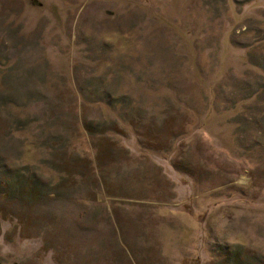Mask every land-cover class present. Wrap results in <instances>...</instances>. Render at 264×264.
I'll return each instance as SVG.
<instances>
[{
	"label": "rangeland",
	"instance_id": "374dc122",
	"mask_svg": "<svg viewBox=\"0 0 264 264\" xmlns=\"http://www.w3.org/2000/svg\"><path fill=\"white\" fill-rule=\"evenodd\" d=\"M0 264H264V0H0Z\"/></svg>",
	"mask_w": 264,
	"mask_h": 264
}]
</instances>
